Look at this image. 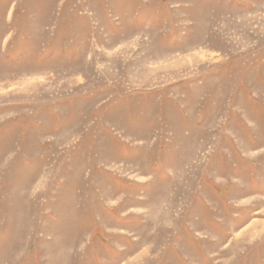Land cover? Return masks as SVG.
Wrapping results in <instances>:
<instances>
[{
    "label": "rangeland",
    "instance_id": "1",
    "mask_svg": "<svg viewBox=\"0 0 264 264\" xmlns=\"http://www.w3.org/2000/svg\"><path fill=\"white\" fill-rule=\"evenodd\" d=\"M0 264H264V0H0Z\"/></svg>",
    "mask_w": 264,
    "mask_h": 264
}]
</instances>
